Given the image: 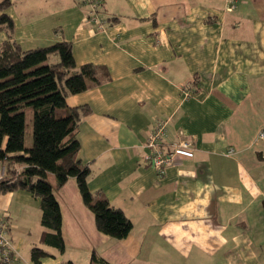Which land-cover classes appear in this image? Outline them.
Returning <instances> with one entry per match:
<instances>
[{"label": "crops", "instance_id": "crops-1", "mask_svg": "<svg viewBox=\"0 0 264 264\" xmlns=\"http://www.w3.org/2000/svg\"><path fill=\"white\" fill-rule=\"evenodd\" d=\"M95 1L103 30L89 20L93 0H12L13 30L0 42L11 36L24 51L69 42L78 67L107 69L66 104L85 111L75 137L90 190L132 228L124 239L99 232L76 179L58 187L48 173L65 250L41 243L39 201L10 190L0 220L17 259L32 264L38 246L50 255L41 264H91L92 254L109 264H264V0ZM157 120L166 143L182 132L195 149L163 178L144 147Z\"/></svg>", "mask_w": 264, "mask_h": 264}, {"label": "trees", "instance_id": "trees-1", "mask_svg": "<svg viewBox=\"0 0 264 264\" xmlns=\"http://www.w3.org/2000/svg\"><path fill=\"white\" fill-rule=\"evenodd\" d=\"M11 5L12 0H0V31L13 30V20L7 13ZM108 78L104 66L78 67L69 42L25 51L11 36L0 42V193L25 190L37 199L43 228L40 241L60 253L65 250L62 217L48 173L54 175L58 187L70 177L76 179L99 232L124 239L132 228L122 210L96 198L90 190L89 169L77 158L79 143L75 137L85 111L66 104L68 96L83 93ZM27 109L33 114L32 145L28 148L24 143ZM15 164L22 167L16 170ZM47 257L50 255L38 246L30 251L32 264H41ZM90 262L109 264L95 254Z\"/></svg>", "mask_w": 264, "mask_h": 264}, {"label": "built area", "instance_id": "built-area-1", "mask_svg": "<svg viewBox=\"0 0 264 264\" xmlns=\"http://www.w3.org/2000/svg\"><path fill=\"white\" fill-rule=\"evenodd\" d=\"M89 12V20L98 24L97 29L103 30L104 22H100L95 18L98 13L97 8L100 4L98 1L92 2ZM97 11V12H96ZM184 98L191 96L189 86L182 89ZM167 137V121L157 120L152 129L147 133L144 147L147 149L146 161L149 166L155 171L159 178L166 175L167 169L175 161L179 159H192L194 156L193 143L186 139L182 132H179L177 140L166 143ZM258 138L264 139V132L260 133ZM233 149H228L226 154L230 156ZM1 177V174H0ZM0 261L2 264H21V261L16 257V251L6 236L5 223L0 220Z\"/></svg>", "mask_w": 264, "mask_h": 264}, {"label": "rangeland", "instance_id": "rangeland-1", "mask_svg": "<svg viewBox=\"0 0 264 264\" xmlns=\"http://www.w3.org/2000/svg\"><path fill=\"white\" fill-rule=\"evenodd\" d=\"M95 0H93V2H94ZM99 9L97 8V11H98ZM99 12V11H98ZM95 18H97L100 22H101V19H100V17H99V13H96V15H95ZM93 24L96 26V28L98 27V24L96 23V22H93ZM100 30V29H99ZM261 88V87H260ZM32 116H33V114H32V111H31V109H27L26 110V124H25V136H24V143H25V146H28V145H32ZM58 254V256L59 255H62V254H60V252H58L57 253ZM97 256V255H96ZM159 258H160V260H165L167 257L166 256H162V255H159L158 256ZM97 258H101V257H97ZM66 264H68L69 262V260H67V259H64L63 260ZM24 263V262H23Z\"/></svg>", "mask_w": 264, "mask_h": 264}]
</instances>
